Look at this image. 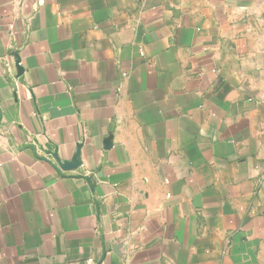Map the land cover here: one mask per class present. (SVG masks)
I'll return each instance as SVG.
<instances>
[{
  "label": "crops",
  "instance_id": "0c3cea01",
  "mask_svg": "<svg viewBox=\"0 0 264 264\" xmlns=\"http://www.w3.org/2000/svg\"><path fill=\"white\" fill-rule=\"evenodd\" d=\"M0 264H264V0H0Z\"/></svg>",
  "mask_w": 264,
  "mask_h": 264
},
{
  "label": "built area",
  "instance_id": "2783aa9c",
  "mask_svg": "<svg viewBox=\"0 0 264 264\" xmlns=\"http://www.w3.org/2000/svg\"><path fill=\"white\" fill-rule=\"evenodd\" d=\"M18 66L20 67L19 63H18Z\"/></svg>",
  "mask_w": 264,
  "mask_h": 264
}]
</instances>
